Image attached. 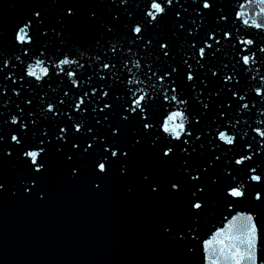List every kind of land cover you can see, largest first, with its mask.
<instances>
[{"label": "snow or ice", "instance_id": "obj_1", "mask_svg": "<svg viewBox=\"0 0 264 264\" xmlns=\"http://www.w3.org/2000/svg\"><path fill=\"white\" fill-rule=\"evenodd\" d=\"M247 3L258 10L229 15L220 0L32 2L28 15L13 27L10 43L0 42V98L7 97L3 107L8 112H0V163L15 162L25 170L19 192L31 196L57 171L71 181H86L94 191L114 175L134 179L154 200L186 204L184 212L192 220L187 229L176 231L164 223L161 230L166 237L195 241L207 197L221 184V177L210 173L222 166L227 182L219 191L227 223L202 240L203 264H258L264 171L249 163L259 154L253 145L246 142L237 153L238 138L229 134L240 123L239 114L249 109V103H241L248 93L238 77L257 62V53L264 54V46L253 51V38L234 36L227 27L239 21L264 32V0ZM46 7L57 13L54 22ZM222 42L230 46L231 60ZM132 46L144 55L133 53ZM253 91L264 104V90ZM49 92L57 94L55 100ZM229 110L237 113L234 123L226 121ZM251 131L264 150V129ZM240 171L243 181H237ZM4 193L17 195L0 175ZM248 199L252 207L233 214ZM187 252L195 248L189 245Z\"/></svg>", "mask_w": 264, "mask_h": 264}, {"label": "water", "instance_id": "obj_2", "mask_svg": "<svg viewBox=\"0 0 264 264\" xmlns=\"http://www.w3.org/2000/svg\"><path fill=\"white\" fill-rule=\"evenodd\" d=\"M32 2L35 0H0V42L5 45L10 43L13 27L28 15ZM180 3L183 4L184 0H180ZM220 3L225 6L229 15L234 10L250 14L258 10L254 5L248 4L247 0H231V3L220 0ZM240 4H245L246 7L240 9ZM53 7H46L50 22H54L57 14ZM212 23V20L208 21L209 25ZM169 25L170 19L164 28L165 35L169 33ZM227 27L232 29L234 36L253 38L256 41L253 51L257 46H264V32L244 28L239 21L230 23ZM238 27L239 31L236 30ZM202 36L203 32L200 34ZM180 43H183L182 39ZM222 45V52L231 60L230 46L227 42H222ZM127 47L125 44V52ZM174 47L179 51L175 40ZM132 52L144 55L135 46H132ZM257 56V62L250 64L248 72L238 77L242 79L240 87L248 93L247 100L241 103H249V109L239 114L240 123L235 124L229 134L238 138L235 148L237 153L246 142L253 145L259 154H254L249 163L264 171V150L257 143L260 138L251 131L253 127L264 129V123H258L264 121V115H261L264 104L259 103L260 98L255 97L253 91L255 87L264 90V81L261 80L264 77V54L257 53ZM132 58L136 59L138 56ZM224 58L221 56V59ZM144 60L151 62L147 56ZM140 78L144 79L142 75ZM44 91L48 92V89L45 88ZM56 95L49 92V97L53 100ZM5 99L7 97L0 98V112L7 115L8 112L3 107ZM12 99L17 98L13 96ZM253 104L255 107H252ZM196 107L194 105L192 110L195 111ZM9 108L15 111L11 103ZM156 113L157 116L161 114L159 108ZM228 119L234 123L237 113L229 110L226 121ZM207 122L205 119V124ZM221 130L229 131L224 128ZM221 168L222 166L210 173L220 176L221 184L212 189L207 197L209 207L199 218V238L195 241H179L166 237L161 225L170 223L176 231L186 230L187 225L192 223L184 212L186 204L172 203L166 199L154 200L147 189L134 179L121 180L114 175L105 182L101 191H94L86 181H71L63 171H57L53 177L41 180L40 187L31 196L25 197L18 190L21 177L26 175L23 167L10 161L0 163V175L8 180L10 190L17 191L15 197L10 193L0 195V264H203L200 247L202 240L209 239L217 228L227 223L224 219L227 213L223 210L219 191L227 181ZM236 177L237 181H243L245 173L237 172ZM130 186L133 188L131 193L128 191ZM248 190L252 191L251 188ZM40 192L46 194L43 201L37 198L36 193ZM251 207V199L241 201L233 214ZM189 245L195 248L194 253L187 252ZM262 261L264 243L260 246L258 264Z\"/></svg>", "mask_w": 264, "mask_h": 264}]
</instances>
